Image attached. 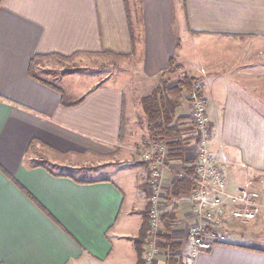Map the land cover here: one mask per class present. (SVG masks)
<instances>
[{"label": "crops", "instance_id": "1", "mask_svg": "<svg viewBox=\"0 0 264 264\" xmlns=\"http://www.w3.org/2000/svg\"><path fill=\"white\" fill-rule=\"evenodd\" d=\"M99 54L131 61L126 88L109 83L73 93L29 73L41 58ZM173 59L178 71L170 87L184 76L202 81L211 149L225 157L231 178L239 185L264 175V0H0V264H139L136 240L149 207L139 186L144 169L128 167L112 179L78 178L66 169L80 170L73 161L109 156L119 146L127 95L131 141L155 142L142 100ZM73 73L61 79L71 81ZM187 94L175 114L181 138L165 145L162 224L178 235L192 218V191L177 196L174 188L179 179L191 183L180 173L195 172L186 154L196 142ZM141 120L147 125L139 140L134 124ZM40 151L63 159L44 161ZM180 258L264 264V252L234 241Z\"/></svg>", "mask_w": 264, "mask_h": 264}, {"label": "built area", "instance_id": "2", "mask_svg": "<svg viewBox=\"0 0 264 264\" xmlns=\"http://www.w3.org/2000/svg\"><path fill=\"white\" fill-rule=\"evenodd\" d=\"M197 72L206 77L205 69H197ZM187 95L190 100L189 117L197 140L192 150L186 151V154L192 156L191 165L195 172L192 175L180 173L181 177L194 184L188 196L192 218L185 225L183 235H179L178 249L174 252V258L180 261V257L186 253L194 258L200 252L210 251L217 245L230 242L232 233L229 223H244L256 219L258 211L264 207L263 204L260 205L264 196V175L247 176L238 185L229 175L225 157L222 156L223 159L220 160L211 149V119L201 79H198L192 92ZM149 147V151H144L142 155L143 162L150 170V228L145 240L142 264H168L170 253L163 250L156 240L158 235L163 234L161 220L167 203L163 174L169 169L168 151L163 144H151ZM241 168L246 166L241 165ZM143 194L145 197L146 193Z\"/></svg>", "mask_w": 264, "mask_h": 264}, {"label": "rangeland", "instance_id": "3", "mask_svg": "<svg viewBox=\"0 0 264 264\" xmlns=\"http://www.w3.org/2000/svg\"><path fill=\"white\" fill-rule=\"evenodd\" d=\"M131 2V0H130ZM184 20L181 23L183 27ZM34 69L36 72L47 71L48 75L42 74V76L50 81L57 82V85H62L64 89L68 91H72L73 93L77 92H88L93 90L97 86L106 85L109 83H116L119 86L127 87V82L131 79V61L128 59H122L118 57H114L108 54H99V55H91V56H82L77 57L75 59H60V58H41L36 61L34 65ZM71 71L78 72L77 75L70 77L71 81H63L62 74L63 72L70 73ZM131 81V80H130ZM55 82V83H56ZM73 87L72 89L70 88ZM126 94V92H125ZM131 96L127 95L126 99V114L123 126V138L119 146L111 147L113 152L109 156L105 157H95L94 155L89 156L85 163L83 162H75L72 164H79L80 170L75 169H66V173H69L78 178L84 179H96V178H113V173L122 171L123 169L135 170L136 167H142L144 169V177L143 181L139 186L145 187L146 193L145 197L142 193L143 198H145L146 202L148 201V197L150 195V170L148 166L143 162V152L149 151L148 143H145V139H139L142 133L146 132L147 123L145 120L136 121L135 126H138V130L135 134L138 135L140 141L133 142L131 141V104H130ZM128 118V120H127ZM141 130V131H140ZM136 131V130H135ZM212 137V135H211ZM188 150H192V146L188 148ZM187 151V150H186ZM40 158L45 160H50L54 162L56 158L63 159V157H58V155L54 153H45L44 151H40L38 153ZM191 154H189L190 156ZM132 156V157H131ZM86 159V158H85ZM59 161V160H57ZM138 162V163H137ZM58 166V165H57ZM98 166V167H96ZM100 167V168H99ZM168 170V169H167ZM115 180V179H114ZM164 180V174H163ZM140 194V192H139ZM147 196V198H146ZM167 202V199H165ZM145 202V203H146ZM149 202H147L148 205ZM264 205V196L260 201V205ZM149 209V207L147 206ZM146 208V211L148 209ZM258 218L253 219L249 222L244 223H229L231 224L230 232V242H236L243 246H248L254 248L258 251L264 252V207L260 208L258 211ZM163 219V217H162ZM149 220V218H148ZM162 223V220H161ZM147 225L150 228V223ZM161 230L164 233L166 230L161 224ZM187 225V224H186ZM149 232V231H148ZM149 234L146 235L145 240H147ZM160 235L157 236L156 240H160ZM178 233H173L171 235V240L174 241L175 237H178ZM145 245V241H144ZM143 245V252H144ZM223 245V244H221ZM160 246V245H159ZM187 247H189L187 245ZM143 252L141 255V260L143 261ZM188 252V251H187ZM135 257V252H131V259ZM192 259L193 257H190ZM160 264V263H159Z\"/></svg>", "mask_w": 264, "mask_h": 264}, {"label": "trees", "instance_id": "4", "mask_svg": "<svg viewBox=\"0 0 264 264\" xmlns=\"http://www.w3.org/2000/svg\"><path fill=\"white\" fill-rule=\"evenodd\" d=\"M34 65V61H33ZM33 67L31 65V69L29 71L31 77H33L35 80H38L39 82L54 87L55 89H58L52 82L50 83L46 78L42 76V74L48 75L49 72L42 71V72H33ZM178 71V68L175 67L174 59L170 61V69L163 74V77L161 79V83L159 87L148 97L143 98L142 103L145 110V113L147 115L148 120V126L150 130V136L154 139V143L152 144H164L166 145V141L168 139H179L181 136V131L178 129V126L174 123L175 122V114L176 109L179 107V104L181 102L182 94L184 91L187 93L192 92L194 85L198 82V79L195 77L190 76H184L180 80H178V83L176 86L170 87V83L172 81L171 74ZM172 72V73H171ZM168 86L170 88H168ZM194 126V125H193ZM195 138L197 140V134L195 132ZM33 143V142H32ZM34 144V143H33ZM31 144V148L33 146ZM180 142L177 143H171V147H180ZM36 166L38 164L36 163ZM194 188V184L185 179H179L176 183V186L174 188V194L177 196H180L183 193H187L192 191ZM149 211V210H148ZM145 215V222L143 224V228L141 231V235L136 240V250L139 255V264H142L141 255L143 252V245L145 241V237L148 234L149 226L147 223L149 222V212ZM165 232L160 236L159 245L161 248L168 253H170L171 257L169 259L168 264H184L180 260H176L174 258V252L178 249V244L172 242L171 240V226L164 225ZM231 243V242H228ZM225 243V244H228Z\"/></svg>", "mask_w": 264, "mask_h": 264}]
</instances>
